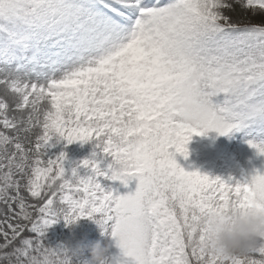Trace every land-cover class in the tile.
Segmentation results:
<instances>
[{
    "label": "snow or ice",
    "instance_id": "obj_1",
    "mask_svg": "<svg viewBox=\"0 0 264 264\" xmlns=\"http://www.w3.org/2000/svg\"><path fill=\"white\" fill-rule=\"evenodd\" d=\"M237 6L245 17L224 14ZM251 125L264 0H0V264H73L44 240L81 219L114 241L112 264H264V249L225 258L189 231L233 205L264 212V175L211 179L175 159L194 135ZM61 141L91 157L51 154ZM133 177L123 196L102 183Z\"/></svg>",
    "mask_w": 264,
    "mask_h": 264
},
{
    "label": "rangeland",
    "instance_id": "obj_2",
    "mask_svg": "<svg viewBox=\"0 0 264 264\" xmlns=\"http://www.w3.org/2000/svg\"><path fill=\"white\" fill-rule=\"evenodd\" d=\"M232 3L233 0H228ZM224 14L232 18L237 16L243 18L247 14L236 7L235 12L225 10ZM213 103L221 102L222 97H213ZM31 135V134H30ZM210 142V144H209ZM249 142L264 143V125H251L248 129L233 131L227 135H218L216 132H208L206 135H194L190 143L187 144V159L183 155L177 154L175 159L177 164L187 172H198L207 175L211 179L220 178L228 181L231 177L233 181L243 182L256 172L264 175V155H258L256 150L249 146ZM92 144H81L79 142L66 145L61 141L55 148L50 150L53 155H58L61 151L67 155V161L75 164L84 159L90 158ZM106 166V165H105ZM67 167V165H66ZM103 185L116 190L123 196L134 192L138 185L136 178H130L128 186L124 187L119 181L102 180ZM115 194V193H114ZM86 227V234L80 250L73 258V264H87L91 258V247L100 242L102 245H111L110 258L118 255L119 250L115 248L114 241L101 236L100 228L89 219H81ZM63 221L51 227L47 233L58 235L59 230H64Z\"/></svg>",
    "mask_w": 264,
    "mask_h": 264
},
{
    "label": "clouds",
    "instance_id": "obj_3",
    "mask_svg": "<svg viewBox=\"0 0 264 264\" xmlns=\"http://www.w3.org/2000/svg\"><path fill=\"white\" fill-rule=\"evenodd\" d=\"M203 235L206 249L221 257L248 256L264 249V212L241 209L235 205L223 211H212L189 229ZM101 236L111 239L101 231ZM111 245L94 244L87 264H112ZM79 250V249H77ZM127 259V257H122Z\"/></svg>",
    "mask_w": 264,
    "mask_h": 264
},
{
    "label": "trees",
    "instance_id": "obj_4",
    "mask_svg": "<svg viewBox=\"0 0 264 264\" xmlns=\"http://www.w3.org/2000/svg\"><path fill=\"white\" fill-rule=\"evenodd\" d=\"M78 223V228L74 224L70 227H65L64 230H59L58 235L54 236L51 233L46 234L44 243L46 246L55 248L58 245H65L70 249L78 252L79 246L83 243V237L86 228L84 225Z\"/></svg>",
    "mask_w": 264,
    "mask_h": 264
}]
</instances>
